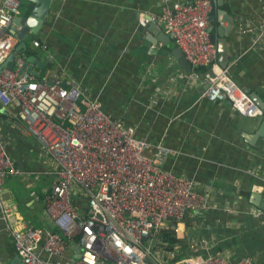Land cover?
<instances>
[{"label":"crops","instance_id":"0c3cea01","mask_svg":"<svg viewBox=\"0 0 264 264\" xmlns=\"http://www.w3.org/2000/svg\"><path fill=\"white\" fill-rule=\"evenodd\" d=\"M20 2L18 18L33 7ZM164 2L53 0L40 32L27 49H15V57L39 59L44 68L34 64L33 70L48 83L65 77L80 82L84 98L98 101L111 119L172 151L165 169L194 179L200 193L210 192L211 208L189 213L176 235L180 257L187 252L186 238L192 237L208 241L212 254L264 264V138L250 145L243 137L258 132L264 108L262 116L247 118L228 101L201 98L208 71L194 72L178 53L161 22ZM214 2L209 27L215 34L220 27L230 29L232 58L226 69L253 100L264 102V50L252 49L249 35L240 33V28L259 25L262 1ZM226 15L233 17L231 28ZM155 21L162 32L148 29ZM33 40L41 45L33 47ZM194 73L195 81L190 79ZM7 109L8 115L0 113V135L20 174L8 178L4 197L16 203L18 216L30 225L57 232L45 212V195L57 177L55 164L34 137L12 124L16 108ZM69 252L77 258L75 244ZM16 257L11 237L2 234L0 264H12Z\"/></svg>","mask_w":264,"mask_h":264},{"label":"built area","instance_id":"2783aa9c","mask_svg":"<svg viewBox=\"0 0 264 264\" xmlns=\"http://www.w3.org/2000/svg\"><path fill=\"white\" fill-rule=\"evenodd\" d=\"M261 1L259 25L240 28L255 51L264 50ZM211 11L210 0H165L161 22L193 71L215 73L202 99L228 101L243 117L262 116L251 94L220 66L209 33ZM22 13L20 0H0V65L13 64L0 71V103L16 108L12 124L34 137L55 164L57 177L45 195V212L58 230L30 225L18 216L16 203L4 197L8 178L20 173L0 135V236L11 237L23 263L253 264L208 252L205 239L187 237L183 258L180 245L164 243V232L178 234L189 213L211 208L210 192L200 193L194 179L165 169L172 151L111 119L98 101L84 98L80 82L65 77L48 83L23 70L26 58L15 57L14 27ZM32 45L41 44L33 40ZM190 79L195 81L197 74ZM72 244L77 258L70 256Z\"/></svg>","mask_w":264,"mask_h":264},{"label":"water","instance_id":"95a60500","mask_svg":"<svg viewBox=\"0 0 264 264\" xmlns=\"http://www.w3.org/2000/svg\"><path fill=\"white\" fill-rule=\"evenodd\" d=\"M25 2L30 3L31 9L29 10V14H24L21 18H17L14 21V27L17 29V40H18V45L16 46V51H21L27 49L28 46V41L29 39H33L41 30L42 26L44 25L50 9L53 0H24ZM212 3V7H215V2L214 0H210ZM225 1V0H223ZM23 8V5H22ZM228 19H224V21H229L230 22V27L233 24V17L232 15H226ZM212 19L209 21L211 22ZM150 28V31L153 33H156L157 31L162 32L160 26H158V21H155V24L153 26L148 27ZM209 33H210V39L212 43H214L219 51V62L220 66L225 69L228 65V63L231 61V55H230V49L227 45V39L230 34V29H224L222 27L218 28L217 34L214 32V26L211 25L209 27ZM178 48V47H177ZM179 49V48H178ZM180 50V49H179ZM182 53L181 50L178 51V53ZM183 55V53H182ZM183 58L185 59L184 55ZM186 61V59H185ZM187 62V61H186ZM188 63V62H187ZM37 64L39 67L44 68V65H42L41 61L34 56H30L26 58L25 65L23 67V70H28L30 72L36 73L33 70L32 65ZM8 67L9 69L13 68V64H8V61L0 65V71ZM206 76L214 78L215 73L210 69ZM254 100L258 102L259 107L261 109L264 108V102L260 97L255 98ZM262 110V109H261ZM0 113L8 115V109L0 103ZM243 137L246 138L247 143L250 145H254L255 140L258 138H264V122L260 124L258 132L254 135H244ZM148 264H153L150 260L147 261ZM12 264H24L23 261L17 256Z\"/></svg>","mask_w":264,"mask_h":264},{"label":"trees","instance_id":"16d2710c","mask_svg":"<svg viewBox=\"0 0 264 264\" xmlns=\"http://www.w3.org/2000/svg\"><path fill=\"white\" fill-rule=\"evenodd\" d=\"M30 12H28L27 14H29ZM28 52H29V50H28ZM26 54L25 55H27L28 53H27V50H26V52H25ZM25 58H27L26 56H25ZM194 72H201L202 74L203 73H205V71H204V69L203 68H197V69H195V71ZM58 231V230H57ZM176 235L177 234H175V233H173V232H168V231H166V232H164V234H163V237H164V243L166 244V245H168L169 247H173V246H175L176 244H177V242H179V240L176 238Z\"/></svg>","mask_w":264,"mask_h":264}]
</instances>
